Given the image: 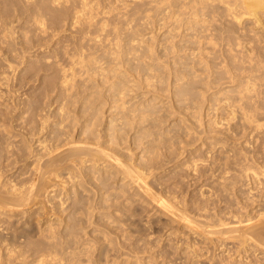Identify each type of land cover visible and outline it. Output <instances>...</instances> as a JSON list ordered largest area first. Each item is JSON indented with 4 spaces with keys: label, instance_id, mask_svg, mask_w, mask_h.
Returning <instances> with one entry per match:
<instances>
[{
    "label": "bare ground",
    "instance_id": "obj_1",
    "mask_svg": "<svg viewBox=\"0 0 264 264\" xmlns=\"http://www.w3.org/2000/svg\"><path fill=\"white\" fill-rule=\"evenodd\" d=\"M153 1L159 0H145L130 6L131 11L129 8L127 13L130 18H122L120 14L122 19L117 18V23L113 22L111 29H106L112 20L110 24L106 18L94 21L90 8L92 0H31L26 2L27 6L17 0H6L5 11L0 13L5 33L2 31L4 35L2 33L0 38L9 48L20 46L23 54L18 56L24 63L23 81H31L32 90L29 98L23 99V105L0 107V150L11 151L13 143L8 134L14 127L13 121L23 115L25 128L48 131L54 138L52 145H45L46 136L35 139L36 146L45 147L46 151V159L39 164L38 173L39 176L45 172L60 176L58 173L64 169L70 183L67 191L71 199L69 211L84 205L86 198L90 199L87 193L94 190L96 201L91 208L88 205L84 209L107 206L108 211L98 212L100 222L106 224L107 229L111 222L119 225L121 217L116 211L122 212L125 202L109 203L108 199L124 194L131 186L167 214L184 220L190 228L203 229L210 234L214 231L207 228L211 223L203 214L199 211L190 214L178 205V200L172 205L157 196L153 182L147 177L154 174V169L163 168L157 161L159 147L174 144L171 137L163 136L168 126H174L170 120L166 123L165 116H176L184 135H193L183 138L186 143L191 138H194L191 143L201 139L202 127L211 133L210 146L221 143L222 148L227 142L235 146L232 136L238 135L236 131L230 136L226 131L216 129V120L210 121L208 128L200 122L211 103L224 100V105L231 110L230 118L235 121L239 137L249 140L264 130V50L253 44L239 43L236 51L225 55L224 64L217 67L212 63L211 55H206L197 45L194 46L197 51L192 47L185 61L179 63L181 65L172 63L171 56H179L178 51L185 49L184 43L183 49L181 45L172 46L170 51L174 54L170 56L166 49L159 54L157 48H143V45L131 42L136 32L131 23L138 20L145 5L154 6ZM205 2L188 0L192 18L187 20L191 27L194 25V34L199 36L193 22L194 18L204 17L200 7L207 6ZM237 2L243 8H250L256 18H259L257 9H264V0H234ZM11 4L16 5L12 7ZM167 4L176 9L174 13L184 25L185 0H168ZM12 9L16 10L13 15ZM114 10L113 15L117 12ZM13 18L18 20L17 25ZM233 18L238 19L239 15L234 13ZM16 26L23 28V34H16ZM147 61L151 62L145 67ZM164 68L166 71L162 70L160 76L163 82L158 85L152 71ZM222 76H227L232 89L222 91L217 83ZM211 88L216 90L211 92ZM118 99L121 100L119 105H114L107 114L109 117H105L104 105ZM158 102L165 113L155 116ZM183 153L184 150L175 156V162L182 160L179 157ZM191 155H185L184 164L187 168L192 167L195 174L203 159L198 162L190 159ZM221 157L222 154L212 161ZM227 158L228 155L223 156L224 160ZM2 163L12 166L14 161L0 163V212L7 220L5 225L0 223V232L8 230L0 233V264H74L77 259L79 261L88 249L74 246V235L80 232V229L74 230L75 222L56 229L50 219L52 223L40 229L38 234L25 233V228L19 226L21 220L16 212L32 202L31 206L37 203L36 178L28 185L3 179L5 167ZM244 174L248 175L247 172ZM253 174L258 178V171ZM112 206H117V210L111 211ZM65 216L67 220L72 218L70 213ZM253 234L255 240L264 245V225L253 230ZM88 256L86 264H100L93 254Z\"/></svg>",
    "mask_w": 264,
    "mask_h": 264
},
{
    "label": "rangeland",
    "instance_id": "obj_2",
    "mask_svg": "<svg viewBox=\"0 0 264 264\" xmlns=\"http://www.w3.org/2000/svg\"><path fill=\"white\" fill-rule=\"evenodd\" d=\"M5 1L0 0V13L5 11ZM17 1L27 6L26 2L31 0ZM98 1L95 0L94 3L92 0L90 8L92 7L94 14L92 13L91 17L94 21L106 18L107 24H110L112 20L106 27L109 29L113 26V22L117 23V18L122 16L125 19L127 16L130 18L128 15L130 6L132 8L145 0ZM104 1L110 3L106 4ZM111 1L116 7L113 4V6L110 5ZM167 1L159 0L156 3L153 1L154 6L143 7L145 9L141 11L138 20L131 23V27L136 30L131 41L134 45L141 44L143 48H157L156 52L159 54L166 49L167 54L171 56L174 54L170 51L172 46L181 45L183 49L184 43L185 49L178 51L179 56H171L172 63L178 64L185 61L192 47L199 45L206 55H211L212 63L217 67L224 64L225 55L236 51L239 43L253 44L257 49L264 50V9H257L259 18H256L251 9L243 8L240 2L206 0L207 6L200 7V14L204 17L194 18L193 22L196 24L199 36L194 34L195 27L194 25L191 27V22L187 20L192 18L188 0H185L184 25L183 21L178 20L177 13H174L176 9L173 10ZM93 4H95L94 7ZM96 5L99 6L95 7ZM112 10L117 11L115 15ZM14 11L16 10L10 11L11 15ZM234 13L239 15L238 19L233 18ZM113 16L117 17L113 19ZM21 18L23 20V15ZM13 19L17 25L18 20ZM15 28L18 31L16 34L20 32L23 34V28L20 29L18 26ZM0 29H2L0 37H3L5 29L2 22H0ZM21 53L23 54L19 45L9 48L4 39L0 38V93H2L0 107L13 108L18 103L23 105V99L26 100L30 96L32 83L23 81L24 63L18 56ZM146 57H149L148 53ZM149 62L151 61H147L145 67ZM162 70L166 71L165 68L152 71L158 85L163 82L160 78ZM1 76L6 77L1 78ZM217 83L223 88L222 91L233 88L229 86L227 76H222ZM215 90V88L210 89L211 92ZM120 102V99L107 102L104 105V116L108 118L107 114L112 107L119 105ZM224 104V100L211 103V106L208 109L207 106V110H204L201 115L200 122L208 128L209 122L216 120V129L226 131L230 136L236 131L238 135L232 136L235 146H231L232 142L225 143L223 145L225 148H221V143L210 146L211 133L209 134L202 127L200 131L203 137L194 143H191L194 139L191 138L190 142L186 143L183 138L188 139L193 135H184V131L180 130L179 120L175 119L176 116H165L168 120L166 123L170 120V124L174 126L171 128L168 126V131L163 136L171 137L174 144L166 148L159 147L157 161L163 165V168L154 169V174L147 177L150 182H153L152 188L157 196H161L172 205H175L178 200V205L190 214H197L199 211L211 223L207 228L214 232L208 234L203 229L190 228L184 220L167 214L140 194L137 188L131 186L124 194L110 196L108 199L109 203L125 202L123 211H116L121 217L119 225L111 222L110 228L107 229L106 224L100 222L98 212L99 210L108 211L107 206L104 209H94V206L92 210L84 209V206L88 205L91 208L96 201L97 194L94 190L87 193L90 199L86 198L83 207L78 206L69 211L68 204L71 199L67 191H69L70 183L66 180L64 169L58 173L60 176L47 172L39 176L38 173L39 164L46 159L44 155L46 151H44L45 147L36 146L35 139L46 136L45 145H52L54 138L48 131H40L39 128L34 130L30 126L25 128L23 115L13 121L14 127L8 134L9 141L13 143L10 147L11 151L6 153L5 150H0V163L14 161L12 166L2 163L5 167L3 179L28 185L36 178L37 203L31 206L34 203L32 202L28 207L24 206L16 212L21 220L19 226L25 228V233L38 234L40 229L52 222L56 229H62L66 224L75 222L74 230L80 229V232L74 233L76 241L74 246L77 249L87 247L88 253L81 254L80 260L77 259L74 264H81V262L86 264L89 253L93 254L100 264H109L112 261H114L113 264H264V245L258 243L253 234V230L264 225V177L262 176L264 130L256 133L249 140L239 137L235 121L230 118L231 110ZM156 109L155 116L165 113L159 102ZM227 148L230 155L226 153ZM183 150L184 153L179 157L182 160L175 162L177 159L175 156ZM186 154H192L190 159H197L198 162L203 159V163L198 165L195 174L192 167H185ZM220 154L222 157L219 160L212 161L220 157ZM227 155L228 158L224 160L223 156ZM255 170L258 171V178L253 174ZM245 172L248 175H245ZM62 179L65 182H62ZM72 188L71 186L70 189ZM71 194H73L72 191ZM29 208L31 210H27ZM116 208L117 206H112L111 211L117 210ZM25 209L27 211L22 212ZM0 211H2L1 207ZM67 213H70L72 217L69 220L65 216ZM2 218L3 215L0 212V223L5 225L7 220L3 218L4 221H2ZM18 230L21 229L18 228ZM2 231L8 232L7 229ZM62 262L64 263V260Z\"/></svg>",
    "mask_w": 264,
    "mask_h": 264
}]
</instances>
